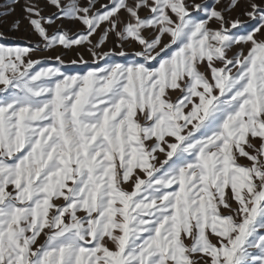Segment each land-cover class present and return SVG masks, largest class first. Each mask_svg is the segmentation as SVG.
I'll return each instance as SVG.
<instances>
[{"label":"snow or ice","instance_id":"snow-or-ice-1","mask_svg":"<svg viewBox=\"0 0 264 264\" xmlns=\"http://www.w3.org/2000/svg\"><path fill=\"white\" fill-rule=\"evenodd\" d=\"M216 4L25 0L38 40L0 44V264H264V0L251 25ZM57 47L92 62L32 58Z\"/></svg>","mask_w":264,"mask_h":264},{"label":"rangeland","instance_id":"rangeland-1","mask_svg":"<svg viewBox=\"0 0 264 264\" xmlns=\"http://www.w3.org/2000/svg\"><path fill=\"white\" fill-rule=\"evenodd\" d=\"M64 4H67L69 0H62ZM83 3L84 0H81ZM108 0H101V3H107ZM196 3H206L209 6L214 5L215 0H195ZM259 3L260 0H257ZM25 3V0H18V3L12 4L10 0H0V34H2V38H0V44H5L7 46H17V45H25L28 43H35L38 40V37L32 32L30 29L27 20H25L24 12H23V5ZM230 3V0H221V4H216L215 6L219 10L220 7L227 5ZM10 9H14V11H10ZM250 10L248 9L247 0H240V7L236 8L234 11H230L227 13L229 18L235 19L237 16L243 21H248L249 25H251V21H249L248 17L243 15L242 12L244 10ZM57 9L51 6H47L45 8L44 15H49L51 13L56 12ZM143 14V13H142ZM20 20L19 28L13 30L11 25L14 21ZM211 26L213 28L218 27V25L214 22H211ZM58 27H63L64 29H70L71 32H77L79 30L83 29V26L74 21L70 20H64L63 22L60 20H57L55 24H53L50 28V32H54L57 30ZM165 42H167V38H165ZM116 37L110 36L108 42L106 45L102 48V51H107L109 49H115V51H120L118 47H116ZM125 50L129 53H133L134 51H139V47L136 44H130L125 45ZM237 49L233 48L228 54L231 56L234 52H236ZM78 53L83 56V59L85 61H88L89 63L92 62V56L89 55L88 51H86L84 48L79 49H73L71 51H66L60 47H57L54 51H38L36 52L32 58L33 59H45V58H53L48 59L45 62L48 64H54L55 60L54 57L57 55L62 56V59L65 61L66 64L72 60L78 59ZM131 57H129L130 59ZM114 60L118 62H125L124 58L121 57H114ZM83 71L86 70V66L83 64H76V65H70L68 67V71ZM160 159L163 160L164 157L161 155ZM127 187V186H126ZM233 207H235V204H233Z\"/></svg>","mask_w":264,"mask_h":264}]
</instances>
